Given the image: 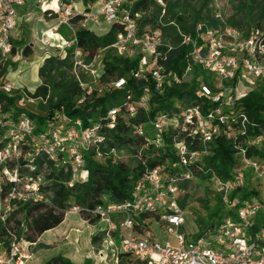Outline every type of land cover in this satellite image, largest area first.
Returning a JSON list of instances; mask_svg holds the SVG:
<instances>
[{
    "label": "built area",
    "instance_id": "1",
    "mask_svg": "<svg viewBox=\"0 0 264 264\" xmlns=\"http://www.w3.org/2000/svg\"><path fill=\"white\" fill-rule=\"evenodd\" d=\"M80 1L85 3L82 11L78 9V0H54L52 4H47L46 0H0V222L6 228L19 219L14 214L20 205L50 202L51 192L41 186L45 181V171L36 173L40 159L58 160L64 172L71 174V180L67 184L72 187L76 182L88 178L89 172L83 163L84 153L98 147L105 139L98 132L99 125L83 129L80 119L72 120L63 111L55 112L53 120L56 122L53 121L55 124L51 132L36 134L34 119L26 112L19 111V107L26 106L27 100L31 103L43 101L46 104L49 98L30 96V91L17 88L4 73L7 64L12 62L14 49L16 54L19 51L15 46V37L19 26L20 7L32 4L44 13L51 10L49 15H55L58 24L46 31L43 45L60 48L62 58L72 48V69L79 79L82 69L90 70L95 76L100 71L95 68L98 55L88 61L89 52L80 46L75 47L78 41L77 26L72 20L77 15H82L83 18L78 24L83 26L89 20L96 23L100 19L107 23L122 22L124 30L117 34V40L112 47L120 55H140L139 67L134 76L146 79L153 77L159 89L170 78L164 74L165 67L157 61V56L163 54L160 47L165 46L169 50L172 45L159 29L145 28L144 33H139L137 20L131 15L129 8L135 0H99L96 14L89 12L91 0ZM158 2L165 12L164 0ZM62 27H67L68 36L61 32ZM197 29L198 35L204 41L201 44L194 41L193 51L190 53L193 62L188 65L183 80L194 76L193 64L200 65L206 75L201 74L198 77L200 83L196 96L218 103V106L204 111L197 105L176 103L177 110L172 114L161 112L153 119L154 128L158 132V144L164 141L163 132L178 131L173 135L176 161L168 163L171 167L166 163L147 170L137 183V196L132 201L105 202L96 208L95 212L101 216V221L108 224L106 237L120 239L119 248H111L114 264H121L123 259L127 263L132 261L137 264H264V228L255 229L256 216L262 206L252 199H232L230 193L236 184L233 181L217 178V192L227 206L235 210L236 215L224 220L220 226V234L214 241L209 239L206 243L205 237L190 239L184 232L186 219L179 204L178 183L193 178L190 165L208 153L209 143L220 134L223 126L238 122L240 131L244 132L248 121L246 113L235 110L228 114L224 113V108L233 107L245 94L246 87H251L255 79L264 77V27L249 37H245L241 30L225 24L205 29L199 23ZM188 41H191L190 36L183 35V43ZM209 75L213 77L205 82L204 77ZM114 85L124 88L127 80L120 77L115 80ZM90 92L88 90L87 95ZM17 93L21 97L10 105L7 97ZM149 96L150 94H145L139 99H133L130 95L123 107L134 115L140 108H149ZM81 101L80 99L79 102ZM123 107L110 109V127L114 126L113 122ZM144 126H136L134 133L143 134ZM196 132L199 133L203 146L201 150L191 149L189 143L192 142L185 136H193ZM113 152L119 160L126 162L120 154L128 151L114 149ZM97 156L101 158L100 153ZM254 166L258 168L257 163ZM179 167L183 169L182 172H174ZM80 210L78 205L71 208V212L75 213ZM146 211L161 213V226L173 237L175 244L170 238L164 241L157 239L151 230L145 235L137 233L134 217ZM5 233L10 245L0 243V264H26V260L33 257L31 248L35 242L31 243L25 236L18 237L15 230ZM220 236L224 240L219 241ZM107 257L103 251L99 253L101 263L106 262Z\"/></svg>",
    "mask_w": 264,
    "mask_h": 264
},
{
    "label": "trees",
    "instance_id": "2",
    "mask_svg": "<svg viewBox=\"0 0 264 264\" xmlns=\"http://www.w3.org/2000/svg\"><path fill=\"white\" fill-rule=\"evenodd\" d=\"M253 2L260 4L258 0H253ZM127 6L125 5V7ZM129 8L131 15L137 20L140 34L144 33L147 26L159 28L167 42L172 45L169 50L165 46L160 47L163 54L157 56V61L165 67L164 74L170 77L168 82L159 89L156 87V80L153 77L146 79L134 76V72L139 67L140 55L137 53L134 57H127L118 54L116 49L112 47V44L117 40V34L124 30L122 22L109 23L105 33L98 34L78 24L83 18L82 15L73 18L72 22L77 26L76 36L78 40L75 47L80 46L89 52L88 61L97 55L99 50H114L116 53L112 55L111 60H105V71L102 78L109 80V78L115 77L116 80L125 77L127 85L124 88H117L112 85L102 96L90 98L86 92L81 91L80 84L77 82L78 79L66 82L64 69L67 66L72 67L70 57L72 48L68 49V55L65 58L51 56L39 68V76L42 82L34 92L28 93L32 97L46 98L49 96L47 103L45 104L43 101L31 103L27 100L26 106L18 108L20 112H26L34 119L35 133H47V128H52L55 124L49 119H53L56 111H63L72 120L80 119L84 128L95 124L99 125L98 132L105 139L98 147H93L92 150L84 153L83 163L89 172L88 178L76 182L72 187L67 184L71 180V174L64 172L58 160L49 158L39 160L36 173L45 171V181L41 186L51 192L50 202L20 205L14 215L23 214L24 219L19 216L16 223L7 228L0 222V243L3 242L5 246L10 245L9 239L5 238L7 234L5 231L15 230L18 237L25 236L28 241L34 243L44 232L59 226L73 205L80 206L79 213L82 218L94 224L101 221V216L95 212L98 206L105 202L120 203L135 199L137 183L147 170L166 163L169 166V162L176 161L173 135L178 131L163 132L164 141L162 144H158V132L154 128L153 119L161 112L172 114L177 110L176 103L197 105L204 111L218 106V103H212L205 98L199 99L196 96V89L200 83L198 77L201 74L206 75L200 65L193 64L194 76L189 80H183L188 65L193 62L190 53L193 51L194 41H198L199 44L204 41L198 35V24L202 23L205 29L223 24L233 26L241 30L245 37L253 35L262 28L257 23L255 27L250 25L248 30H243L235 23H227L222 17L212 14L211 11L206 17L201 12H196L190 16L180 11L178 1L167 2V13L161 22H159V17L162 7L158 0H135L133 6L129 5ZM50 11L48 10L46 13ZM260 18L264 19V7L261 10ZM162 23H164L163 26ZM66 28L62 27L61 32L68 36L69 33L67 34L68 31H65ZM183 35H189L191 41L183 43ZM23 52L29 55L32 53L31 47L26 46ZM55 70H59L60 81L58 83L55 82L52 74ZM204 81L207 82L205 77ZM57 85L61 88L56 92L53 86ZM234 85L236 86V84ZM59 91H63V93ZM145 94H150L148 109L140 108L136 114L131 115L123 107L130 95L133 99H139ZM18 97H21L18 93L7 97L9 104H14ZM55 97L57 99L53 102ZM80 99L81 102H79ZM116 106L123 108L113 122L114 126L110 127L109 124L112 123V119L109 116V111ZM235 110L247 115V127L244 132L240 131L238 122L223 126L220 134L209 143L208 153L203 155L200 160H194L190 169L193 173L192 179L201 177L205 181L215 180L217 182L218 178L236 183L234 190L230 193L232 199L235 197L251 199L256 192L241 186L238 179L234 178L233 172L242 166L243 163L241 164L240 161L257 163L258 168L256 169L259 172L261 169L264 170V77L255 79L251 87H246L245 94L235 102L233 107H225L224 113L231 114ZM140 124L145 125V131L143 134L137 135L134 130ZM185 136H188V140L192 142L189 143L191 149H203L199 133L196 132L193 136L185 134ZM114 149L116 151L126 150L134 154L132 163L119 160L116 153L113 152ZM99 153L101 158L97 156ZM182 170L179 167L174 172H182ZM192 179H184L178 183L180 192L186 188ZM220 202L223 206H227L222 196ZM256 203L262 206L261 202ZM179 204L184 210L185 203L181 199H179ZM227 207L229 208V206ZM263 208L259 210L256 216L255 229L264 228ZM217 214L215 213L214 216ZM160 215V212L154 211H146L136 215L134 219L137 233L147 234L152 229L153 222H158L161 225ZM235 215V210L229 208L226 210L224 218L219 220L217 224L200 220V226L194 239L207 237V233L215 227V233L211 238L212 240L210 239L213 242L214 236L220 234V226L224 220ZM27 226L31 230L30 235L25 234ZM106 234V231L93 234L91 236L92 243L102 242ZM123 261L127 262L125 259ZM129 263L137 264L132 261ZM44 264H94V262L87 259L84 262L76 263L63 254H58L46 260Z\"/></svg>",
    "mask_w": 264,
    "mask_h": 264
},
{
    "label": "rangeland",
    "instance_id": "3",
    "mask_svg": "<svg viewBox=\"0 0 264 264\" xmlns=\"http://www.w3.org/2000/svg\"><path fill=\"white\" fill-rule=\"evenodd\" d=\"M98 1L99 0L90 1V13L96 14L98 12ZM169 1H178L180 3V11L190 16H193L196 12H201V14L206 17L209 11H211L214 15H220V17L227 21V23H235L243 30H248L250 25L255 27L257 23H259L261 27H264V19L260 18L261 10L264 7V0H258L260 4L253 2V0H164L166 4ZM83 6L84 4L80 7L83 8ZM161 7L162 12L159 17V22H161V20L163 21V17L166 15L165 13H167L166 11L163 12L162 5ZM29 11L31 14L27 15V17H22V20L19 16V24L21 23V35L19 36V41L15 45L19 51L17 54L14 52L15 54L11 56L12 62L7 64L4 73L8 76V80L14 83L17 88L34 92L42 82V79L39 76V68L43 66L46 59L49 58L48 55L61 57L60 52H62V50L60 48H54L53 46H45L42 42L45 37L44 31H47L49 28H53L55 21L51 18L54 17L45 16L43 17L44 19L38 22L37 14H42L41 9L30 8L26 11V13ZM108 24H106L103 19H100L98 23L89 20L85 22L84 27L95 31L98 34H104L106 28L109 27ZM163 25L164 23H162V26ZM146 28L155 29L151 26H147ZM65 31H68L67 28ZM206 38H208V36ZM26 46L31 47L32 53L29 55H26L23 52ZM46 52L51 54H46ZM115 53L116 52L114 50L108 51L102 49L98 51L97 63H95V68L100 71L98 76L93 75L90 70L82 69L79 79L74 73L72 67H65V81L70 82L78 79L77 82L80 84L79 86L82 92H87L88 90L91 91L88 95L90 98L102 96L112 85H114L115 77H111L109 80H104L102 76L100 77L99 75H103L104 73L105 60H111L112 55ZM52 74L55 82L58 83L60 81L59 70H55ZM214 76L216 75L214 74ZM212 77L213 76L210 75L205 76L206 79H211ZM66 85L68 84L66 83ZM53 88H55L54 90L57 92L61 87H58L57 85L53 86ZM59 92L63 93V91ZM240 92L241 89L239 88L238 93L240 94ZM56 99L57 97L53 99V102ZM49 120L52 121V123L53 121L56 122V120L53 119ZM47 130L51 132L52 128L49 127ZM81 135H83V133ZM85 135L84 137L86 138L89 134ZM84 141L85 140H83V142ZM160 141H162V139H160ZM120 155L127 163H132L134 156L131 155L130 152H124ZM240 162L243 164L238 169L234 170V178L238 179L240 185L246 187L249 191H255L256 194L251 197L252 201H259L262 203V207H264V170L261 169L259 172L255 168L254 163ZM179 197L183 203H185L184 216L186 224L184 232L190 239H194L200 226V220H205L208 223L214 222L217 224L219 220L224 218L226 210L229 209L227 206H223L220 202L221 195L216 192L215 180L205 181L201 177L194 178L187 184L186 188L180 192ZM215 213L218 214L214 216ZM17 216V218H19V216L23 217L22 219L25 218L23 214H18ZM82 219L83 218L80 213L71 212L70 208L66 213L65 220L60 224V226H57L56 230L52 232L56 234L58 231L66 229L67 231L64 234V244L62 242H53L54 246L52 245L53 247L49 250L43 251V249H38V252H36L35 255L33 254L31 259L26 260V264H44L46 260L60 253L65 254V256L76 263L84 262L87 260L88 256H91L90 258L96 259L93 260L94 264H114L111 248H119L120 239L117 238L114 240L113 237L105 236L102 242L91 244V236L93 234L106 231L108 229V224L105 221H97L94 224H91V222H88L87 220L83 222ZM115 220H117V218ZM214 228L211 229L212 231L210 230L207 233L208 236L204 238V242L207 243L209 239L213 237L215 233ZM151 230V233L154 234L157 239L164 241L170 238L175 244L173 237L165 232L158 222H153ZM25 234H31V230L28 226ZM213 239H215V236ZM221 240H224L223 236H220L219 241ZM102 251L105 256L108 257L106 262L101 263L99 253ZM96 254L98 258H96ZM121 264L131 263L122 261Z\"/></svg>",
    "mask_w": 264,
    "mask_h": 264
},
{
    "label": "crops",
    "instance_id": "4",
    "mask_svg": "<svg viewBox=\"0 0 264 264\" xmlns=\"http://www.w3.org/2000/svg\"><path fill=\"white\" fill-rule=\"evenodd\" d=\"M54 2V0H46V3L47 4H52ZM82 4H84V2L83 1H79V3H78V9L79 10H84L85 9V5L83 6V8H81L80 6L82 5ZM30 8H38V7H35V5H32V4H30V5H26V6H23V7H20L19 8V15H20V19L22 18V17H27V15H30L31 14V12L29 11V12H27L26 13V11L28 10V9H30ZM41 12H42V14H37V20H38V22L39 21H41L42 19H44L43 17H45V16H48V17H51L50 15H49V12L48 13H44V11L43 10H41ZM51 19H53L55 22H54V25H53V28L54 27H56L57 26V24H58V20H57V18L54 16V18H51ZM22 20V19H21ZM48 21V20H47ZM106 24H108L107 22H105ZM20 26H21V23L19 24V26H18V31H17V35H16V37H15V41H16V43L15 44H17V42L19 41V36L21 35V30H20ZM53 28H49L47 31H49V30H51V29H53ZM44 33H46V30L44 31ZM65 220V219H64ZM83 220V222H85V220L84 219H82ZM60 226V225H59ZM57 229V227H55V228H53V229H50V230H47L46 232H44L39 238H38V240L35 242V245L31 248L32 249V252H33V254L35 255V253L36 252H38V249H43V251H46V250H49L50 248H52L53 246H54V243L53 242H62L63 244H64V242H65V236H64V234L66 233V229H64V230H60V231H58L56 234L55 233H52L54 230H56ZM91 244H92V241H91ZM53 245V246H52ZM93 246V245H92ZM64 253H67V252H64ZM60 254H63V253H60ZM64 256H65V254H63ZM67 255V254H66ZM67 257V256H66ZM91 256H88V258L87 259H89ZM96 258H98L97 257V254H96ZM92 261L93 260H96V259H92V258H90ZM94 262V261H93Z\"/></svg>",
    "mask_w": 264,
    "mask_h": 264
}]
</instances>
